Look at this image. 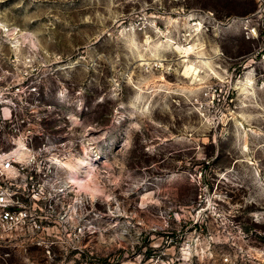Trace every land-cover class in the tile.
Wrapping results in <instances>:
<instances>
[{"label":"rangeland","instance_id":"1","mask_svg":"<svg viewBox=\"0 0 264 264\" xmlns=\"http://www.w3.org/2000/svg\"><path fill=\"white\" fill-rule=\"evenodd\" d=\"M0 65L83 161L81 248L0 264H264V0H0Z\"/></svg>","mask_w":264,"mask_h":264},{"label":"built area","instance_id":"2","mask_svg":"<svg viewBox=\"0 0 264 264\" xmlns=\"http://www.w3.org/2000/svg\"><path fill=\"white\" fill-rule=\"evenodd\" d=\"M8 75L0 65V245L24 253L32 247L80 249L83 179L75 182L65 166L74 152L64 155V135L48 131L44 113L27 108L40 99L36 85L25 89Z\"/></svg>","mask_w":264,"mask_h":264},{"label":"bare ground","instance_id":"3","mask_svg":"<svg viewBox=\"0 0 264 264\" xmlns=\"http://www.w3.org/2000/svg\"><path fill=\"white\" fill-rule=\"evenodd\" d=\"M177 51L182 52V50L177 49ZM185 51H183L182 53H184ZM78 174V175H76ZM76 174L73 175V172L71 173V178L75 180V182H79V178L83 179V173L80 174L79 176V172H76Z\"/></svg>","mask_w":264,"mask_h":264}]
</instances>
